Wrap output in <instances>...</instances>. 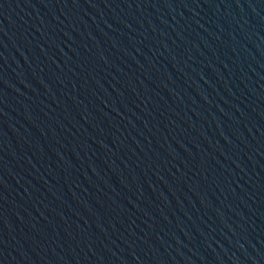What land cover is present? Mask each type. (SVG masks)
<instances>
[{
	"label": "water",
	"instance_id": "95a60500",
	"mask_svg": "<svg viewBox=\"0 0 264 264\" xmlns=\"http://www.w3.org/2000/svg\"><path fill=\"white\" fill-rule=\"evenodd\" d=\"M0 264H264V0H0Z\"/></svg>",
	"mask_w": 264,
	"mask_h": 264
}]
</instances>
